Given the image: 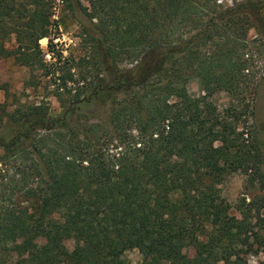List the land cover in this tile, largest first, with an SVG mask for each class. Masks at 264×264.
Masks as SVG:
<instances>
[{
    "label": "trees",
    "instance_id": "obj_1",
    "mask_svg": "<svg viewBox=\"0 0 264 264\" xmlns=\"http://www.w3.org/2000/svg\"><path fill=\"white\" fill-rule=\"evenodd\" d=\"M75 1L89 55L63 79L54 0H0V60L49 77L60 109L0 105V264H246L264 248V0ZM234 173L252 194L231 206Z\"/></svg>",
    "mask_w": 264,
    "mask_h": 264
},
{
    "label": "rangeland",
    "instance_id": "obj_2",
    "mask_svg": "<svg viewBox=\"0 0 264 264\" xmlns=\"http://www.w3.org/2000/svg\"><path fill=\"white\" fill-rule=\"evenodd\" d=\"M78 2L86 6L85 0H78ZM222 3L230 5L231 0H225ZM53 7L51 20L55 22L57 30L51 33V37H54L52 43L55 44L54 49L61 52V63H63L61 67L64 71L61 77L66 79L77 73L72 65L79 59H87L89 55L88 48L83 44L81 30L82 27H92V23L88 22L81 13L75 0H54ZM252 36L253 32L250 31L247 38L251 39ZM11 44L7 43L6 47L10 49ZM38 44L42 52L45 53L44 60L49 62V54L46 53V39ZM254 60L255 76L259 79V84L253 103L250 130L257 133L258 140L264 146V54L255 57ZM40 75V72H31L28 68L15 65L11 58L0 60V105L5 108L7 113H13L20 104L39 101L48 102L49 112L52 116L60 112L49 77L42 78ZM186 89L192 97H198L201 94L196 81H190ZM211 101L216 110L221 112L227 104V97L223 93H218L211 98ZM98 110L99 108L96 111ZM101 114L100 111L94 115ZM90 116L93 115L90 114ZM261 170L264 174V160ZM219 188L221 195L231 206L239 198H244L247 202L252 194L246 177L239 173L227 176ZM11 195L13 199L17 198L16 189L12 190ZM66 246L70 248V243L67 242ZM238 255L245 259L246 264H264V248L260 249L257 254L246 253L243 249H239ZM125 257L130 263H135L138 260V254L135 251L126 253Z\"/></svg>",
    "mask_w": 264,
    "mask_h": 264
}]
</instances>
